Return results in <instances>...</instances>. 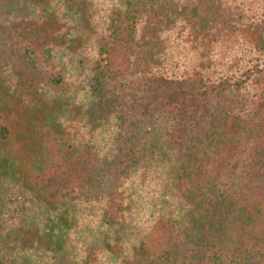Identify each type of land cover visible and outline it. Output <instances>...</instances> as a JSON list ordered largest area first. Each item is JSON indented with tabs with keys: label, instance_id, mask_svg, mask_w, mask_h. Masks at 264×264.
Here are the masks:
<instances>
[{
	"label": "trees",
	"instance_id": "16d2710c",
	"mask_svg": "<svg viewBox=\"0 0 264 264\" xmlns=\"http://www.w3.org/2000/svg\"><path fill=\"white\" fill-rule=\"evenodd\" d=\"M20 84L111 129L70 140L66 113L49 119L32 178L55 210L0 198V264H264V0H0V151L2 89ZM137 156L173 192L154 212L151 179L121 181ZM70 197L104 198V225L124 231L70 228Z\"/></svg>",
	"mask_w": 264,
	"mask_h": 264
},
{
	"label": "rangeland",
	"instance_id": "374dc122",
	"mask_svg": "<svg viewBox=\"0 0 264 264\" xmlns=\"http://www.w3.org/2000/svg\"><path fill=\"white\" fill-rule=\"evenodd\" d=\"M17 87L13 88L9 85H5L2 89L5 94L3 97V108L9 117L12 137L7 145V148L0 151V156L2 157L3 162L1 165L2 167L0 166V198H5L7 195L8 197H15V200L16 198H20L21 202H23L26 198H32L36 202H39L44 209L48 210L50 208L51 210H55L54 206L49 201L47 193L36 190L37 188L34 185L32 178L37 171V166H39L44 160V157L40 153V150H43V148L40 147V144H46L49 147L51 146L47 143L48 139L51 137L46 135L50 130V128H47L46 123L50 118H53L55 114H59L61 116L62 113L65 112L67 121L64 123H67L68 125V121H70V128L68 132L75 135L70 137V140L74 138L77 139L78 137L80 139L84 135L92 134L91 132L96 130V128L97 131L98 128H102L101 131L103 132V130H106V127L111 129V126L108 127V122L104 120H100L97 123L93 119H89V112L86 106L82 105L80 99L77 101L74 100L72 102H67L69 98L66 95L58 94L57 96H52L44 94V92L42 93L39 91L37 86L32 84H27L25 86L20 84ZM62 100L66 103H62ZM37 103L39 104L37 105ZM32 107L34 108L33 110H31ZM114 123L116 124V122ZM72 124L77 125L72 126ZM92 128H94V130ZM106 134L107 142L105 141L104 143H109V138L111 136L108 135L110 134L109 132H106ZM118 137L119 135L116 133V139ZM61 140L62 139L60 138V141ZM123 147L124 145H121L118 140L115 145L111 146L110 150L105 149L104 151L106 156L107 153L112 155L110 159L105 157V160L102 162L104 168L108 170L110 175L111 173L109 168H115L113 159L118 161L119 156H124ZM138 159L139 156L132 160L135 162V168L133 171L128 172L129 174L126 173L121 181L125 183L127 181V184L130 185L134 182H144L146 177L148 180L151 179L150 181H153L151 191L142 192L141 196L147 199L146 207H155L151 210V212H154V210H159L163 207L162 202L167 201L168 197L171 194L173 195V192L170 190L169 186L164 185L168 181V177L166 175L156 174L153 169L147 168V161H143V158ZM5 166H7V169ZM108 179V184L111 182L114 187L116 182L109 177ZM164 189H167V191ZM168 191H171L169 192V195L167 194ZM135 194L136 191L133 190L129 200V207L134 208L131 209L134 211L133 214L139 215L141 212L140 207L138 206L140 202L136 201L134 203L133 200ZM167 195L168 197H166ZM172 195L170 198H172ZM70 198L72 199L70 202H66V208H60V210L64 209L69 213V215H71V217L67 219V226H70V228L83 230L91 226L93 228V233L99 234L97 238L100 239H103L104 237L106 238V236H113L115 233L119 236L120 232L124 231L123 225L126 226L125 222L129 220L124 217L119 219L116 225L117 228H113L112 225H104L100 210L101 204L105 202L104 198L96 202L93 200H87V197L84 201L80 200L82 198ZM173 201L174 199H171L170 203ZM156 203L158 204L156 205ZM45 206L47 208H45ZM128 217L131 218V215ZM142 217L139 218L138 216L137 218L141 221L143 220L145 224L148 221V218L146 216Z\"/></svg>",
	"mask_w": 264,
	"mask_h": 264
}]
</instances>
